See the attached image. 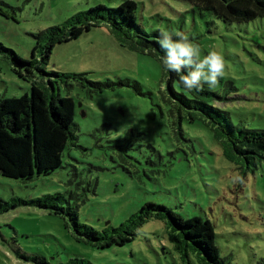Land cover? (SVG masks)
I'll return each instance as SVG.
<instances>
[{"label":"rangeland","instance_id":"rangeland-1","mask_svg":"<svg viewBox=\"0 0 264 264\" xmlns=\"http://www.w3.org/2000/svg\"><path fill=\"white\" fill-rule=\"evenodd\" d=\"M123 1L0 0V43L30 61L39 32L79 12L99 5L114 8ZM132 1L136 22L147 33L182 32L199 45L201 58L210 50L220 53L225 71L219 79L235 88L227 90L224 110L234 123L264 130V17L247 24L208 25V16L192 14L182 0ZM156 57L122 45L106 24L55 43L47 72L126 84L90 92L74 82L69 89L59 83V95L75 103L77 146L65 150L63 168L50 177L22 184L0 176V204L68 194L78 179L97 180L96 194L79 204L81 223L96 230L116 227L143 204H162L185 219H208L226 264H264V158L253 171L240 160L233 162L200 122L183 121L182 140L168 113V71ZM31 83L0 55V95H30ZM167 238L164 223L151 219L133 242L97 249L74 239L63 219L48 210L19 206L0 214V264H34L17 252L44 257L50 264L70 258L92 264H202L191 251L182 260Z\"/></svg>","mask_w":264,"mask_h":264},{"label":"trees","instance_id":"trees-1","mask_svg":"<svg viewBox=\"0 0 264 264\" xmlns=\"http://www.w3.org/2000/svg\"><path fill=\"white\" fill-rule=\"evenodd\" d=\"M182 1L189 4L192 14L201 18L208 16L211 19L208 25H216V21L230 25L247 24L264 17V0ZM136 8L134 1L124 0L118 7L99 5L79 12L63 23L39 32L30 61L21 59L0 43V55L10 61L13 72L19 78L32 81L30 95L12 98L0 95V176L22 184L50 177L63 168L65 150L69 146H77L75 103L71 97L59 95V83L69 89L74 82L90 92H102L126 84L122 81H90L85 74L47 72L45 65L55 43L75 39L93 27L106 24L122 45L156 55L160 60L163 51L157 41L161 31L147 33L142 29L136 22ZM38 48L39 58L36 57ZM37 76L40 80H35ZM166 81L169 97L166 102L171 107L168 113L182 140H185L181 135L183 121L186 120L187 124L200 122L211 129L214 139L230 160L235 163L240 160L248 169L252 167V171L257 168V163L264 158V130H252L234 123L229 112L224 110L223 104L229 99L227 90L235 89L231 81L224 83L219 79L215 87L203 84L192 91L185 90L173 72H168ZM161 115L168 118L163 113ZM73 171L72 176L76 178L77 170L73 168ZM74 183L68 194L58 192L35 199L1 202L0 214L19 206L48 210L63 219L74 239L97 249L123 247L133 242L140 227L155 219L166 226L167 241L182 260H188V252L191 251L202 264H226L227 259L219 253L214 228L208 219L196 216L185 219L162 204L147 202L116 227L108 224L96 230L81 223L79 204L84 203L89 194H96L97 180L78 179ZM16 255L26 262L50 264L44 257H29L18 252ZM59 264L92 263L70 258Z\"/></svg>","mask_w":264,"mask_h":264},{"label":"clouds","instance_id":"clouds-1","mask_svg":"<svg viewBox=\"0 0 264 264\" xmlns=\"http://www.w3.org/2000/svg\"><path fill=\"white\" fill-rule=\"evenodd\" d=\"M157 42L163 51L160 57L163 69L175 73L187 91L199 89L203 84L215 87L224 74L223 56L216 50H210L201 58L199 45L182 32L173 35L162 31Z\"/></svg>","mask_w":264,"mask_h":264}]
</instances>
